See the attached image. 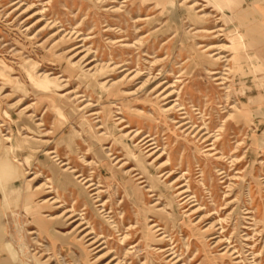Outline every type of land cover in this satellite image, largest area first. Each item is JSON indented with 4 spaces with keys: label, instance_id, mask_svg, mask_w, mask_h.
Returning a JSON list of instances; mask_svg holds the SVG:
<instances>
[{
    "label": "rangeland",
    "instance_id": "rangeland-1",
    "mask_svg": "<svg viewBox=\"0 0 264 264\" xmlns=\"http://www.w3.org/2000/svg\"><path fill=\"white\" fill-rule=\"evenodd\" d=\"M0 264H264V0H0Z\"/></svg>",
    "mask_w": 264,
    "mask_h": 264
},
{
    "label": "bare ground",
    "instance_id": "bare-ground-1",
    "mask_svg": "<svg viewBox=\"0 0 264 264\" xmlns=\"http://www.w3.org/2000/svg\"><path fill=\"white\" fill-rule=\"evenodd\" d=\"M77 226V225H76ZM78 234V233H77ZM85 237V236H84ZM95 239V238H94ZM94 241V240H93ZM78 242V241H77ZM91 242V241H90ZM92 244H93V242H92ZM83 245V244H82ZM88 246V245H87Z\"/></svg>",
    "mask_w": 264,
    "mask_h": 264
}]
</instances>
